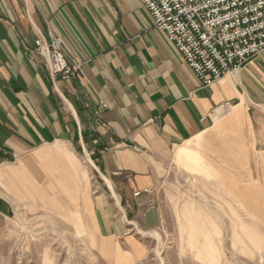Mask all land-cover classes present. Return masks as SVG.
Returning a JSON list of instances; mask_svg holds the SVG:
<instances>
[{"label":"crops","instance_id":"1","mask_svg":"<svg viewBox=\"0 0 264 264\" xmlns=\"http://www.w3.org/2000/svg\"><path fill=\"white\" fill-rule=\"evenodd\" d=\"M49 31L80 65L69 80H52L33 49ZM64 145L96 174L80 195L109 264L149 253L127 223H161L151 201L175 152L195 171L209 168V181L264 225V51L202 85L141 0H0V186L49 182V196L73 205ZM7 197L0 187L2 224Z\"/></svg>","mask_w":264,"mask_h":264},{"label":"rangeland","instance_id":"2","mask_svg":"<svg viewBox=\"0 0 264 264\" xmlns=\"http://www.w3.org/2000/svg\"><path fill=\"white\" fill-rule=\"evenodd\" d=\"M67 147L58 149L59 169L77 188L73 199V188L62 186L73 205L59 191L57 198L49 196V182L16 183L17 189L1 184L10 212L0 223V264H109L99 257L80 195L81 189H92L95 172ZM181 160L173 153L174 165L151 201L163 211L161 223L152 229L127 223L148 245L140 264H264L259 218L245 213L222 183L209 181V168L195 171Z\"/></svg>","mask_w":264,"mask_h":264},{"label":"built area","instance_id":"3","mask_svg":"<svg viewBox=\"0 0 264 264\" xmlns=\"http://www.w3.org/2000/svg\"><path fill=\"white\" fill-rule=\"evenodd\" d=\"M141 1L154 26L165 32L202 85L236 72L264 51V0ZM33 49L52 80L77 75L80 65L66 52L60 36L49 31L48 39L34 40ZM228 109V103L221 104L218 114Z\"/></svg>","mask_w":264,"mask_h":264},{"label":"bare ground","instance_id":"4","mask_svg":"<svg viewBox=\"0 0 264 264\" xmlns=\"http://www.w3.org/2000/svg\"><path fill=\"white\" fill-rule=\"evenodd\" d=\"M192 159V158H191ZM121 207V206H120Z\"/></svg>","mask_w":264,"mask_h":264}]
</instances>
